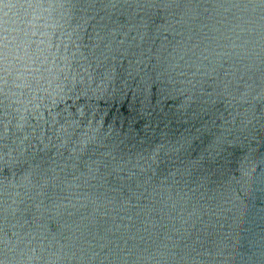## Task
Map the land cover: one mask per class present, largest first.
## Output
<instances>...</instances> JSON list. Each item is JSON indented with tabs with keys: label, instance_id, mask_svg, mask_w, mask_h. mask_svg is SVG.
Returning <instances> with one entry per match:
<instances>
[{
	"label": "water",
	"instance_id": "water-1",
	"mask_svg": "<svg viewBox=\"0 0 264 264\" xmlns=\"http://www.w3.org/2000/svg\"><path fill=\"white\" fill-rule=\"evenodd\" d=\"M0 264H264V0H0Z\"/></svg>",
	"mask_w": 264,
	"mask_h": 264
}]
</instances>
